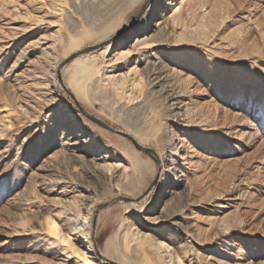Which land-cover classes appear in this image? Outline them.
Listing matches in <instances>:
<instances>
[{"label": "rangeland", "instance_id": "rangeland-1", "mask_svg": "<svg viewBox=\"0 0 264 264\" xmlns=\"http://www.w3.org/2000/svg\"><path fill=\"white\" fill-rule=\"evenodd\" d=\"M146 1L0 0V264H264V0H150L57 82Z\"/></svg>", "mask_w": 264, "mask_h": 264}, {"label": "water", "instance_id": "water-1", "mask_svg": "<svg viewBox=\"0 0 264 264\" xmlns=\"http://www.w3.org/2000/svg\"><path fill=\"white\" fill-rule=\"evenodd\" d=\"M149 3H150V0H147L143 6L138 10V12L135 14V16L132 18L131 22L122 30L120 31L116 36H114L113 38H111L110 40L104 42L103 44H99V45H93V46H90V47H87V48H83L82 50H79L77 52H75L74 54H72L71 56H69L68 58H66L59 66H58V69H57V82L60 86L61 89H63L67 94L69 95H72L68 90L67 88L64 86L62 80H61V76H60V71L61 69L66 65L68 64L71 60H73L74 58L80 56V55H83V54H87L89 52H92L94 51L95 49H98V48H101L103 47L104 45L106 44H109L110 42H112L116 37H118L120 34H122L124 31H126L127 29L131 28L135 22L140 18V16L145 12V10L147 9V7L149 6ZM77 111L80 115H82L83 117H85L86 119H88L89 121L93 122L94 124H96L97 126L105 129V130H108L110 132H113L115 134H118L124 138H126L127 140H129L132 145L134 146V148L139 151V152H143L145 153L148 157H150L151 159H155V154L154 152L149 149V148H144L142 146H140L132 137H130L129 135L123 133V132H120V131H116L114 130L113 128H111L110 126H108L107 124H105L103 121H101L100 119L98 118H95L93 116H91L90 114H88L82 107H80L78 104H77ZM157 162V161H156ZM157 175L155 177V179L152 181V183L150 184V188L153 187L157 181ZM148 189V190H149ZM144 195H142L141 197H143ZM132 201H137V200H132V199H128V198H123V197H117V198H114L112 200H110L108 203H105V204H101L97 207V210L101 209V208H105L107 205L111 204V203H114V202H121V203H124V204H127V203H130ZM96 216V215H95ZM95 220H93V224H94ZM100 259H103L105 262H107L108 264H117L115 262H112V261H109L105 258H102L100 256Z\"/></svg>", "mask_w": 264, "mask_h": 264}, {"label": "bare ground", "instance_id": "bare-ground-1", "mask_svg": "<svg viewBox=\"0 0 264 264\" xmlns=\"http://www.w3.org/2000/svg\"><path fill=\"white\" fill-rule=\"evenodd\" d=\"M137 43H136V47H139V46H142L143 45V47H145V44L144 43H142V40L141 39H137V41H136ZM153 69H155V68H153ZM157 69V68H156ZM155 73V72H154ZM161 77V76H160ZM164 79V78H163ZM157 80V79H156ZM75 86H77V85H75ZM77 89V88H76ZM168 97V96H167ZM171 97V96H170ZM172 99H174V98H172ZM172 99H171V101H172ZM177 100V99H176ZM178 101V100H177ZM176 101V102H177ZM174 102V101H173ZM172 103V102H171ZM177 106V105H176ZM52 227H54L53 225H51ZM106 249H107V252H109V256L110 257H113L114 258V254L113 253H115L114 252V246H113V243H111V242H108V246L106 247ZM119 262V261H118Z\"/></svg>", "mask_w": 264, "mask_h": 264}, {"label": "trees", "instance_id": "trees-1", "mask_svg": "<svg viewBox=\"0 0 264 264\" xmlns=\"http://www.w3.org/2000/svg\"><path fill=\"white\" fill-rule=\"evenodd\" d=\"M73 99V98H72ZM74 100V99H73ZM74 104H75V106L77 107V103H76V101L74 100Z\"/></svg>", "mask_w": 264, "mask_h": 264}]
</instances>
